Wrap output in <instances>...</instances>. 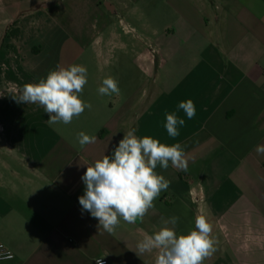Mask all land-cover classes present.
I'll list each match as a JSON object with an SVG mask.
<instances>
[{"label":"crops","instance_id":"crops-1","mask_svg":"<svg viewBox=\"0 0 264 264\" xmlns=\"http://www.w3.org/2000/svg\"><path fill=\"white\" fill-rule=\"evenodd\" d=\"M70 65L87 68L85 108L49 124L38 104L17 103L26 83ZM119 95H102L105 78ZM138 82V83H137ZM196 109L188 119L181 102ZM184 119L170 137L166 115ZM136 129L180 143L187 171L143 220L111 234L81 210L88 166ZM95 136L83 147L78 133ZM264 0H0V264H155L136 245L171 217L177 235L204 216L215 251L203 264H264ZM168 227H173L171 224ZM251 259V260H250Z\"/></svg>","mask_w":264,"mask_h":264},{"label":"clouds","instance_id":"clouds-1","mask_svg":"<svg viewBox=\"0 0 264 264\" xmlns=\"http://www.w3.org/2000/svg\"><path fill=\"white\" fill-rule=\"evenodd\" d=\"M86 83L87 68L70 65L50 71L38 83L24 84L13 98L17 103L43 106L49 115V124H69L85 108L92 107L80 98ZM102 83L103 86L98 89L100 94L119 95L118 82L114 78H105ZM179 108L184 110L188 119L196 114L191 100L181 102ZM178 124L183 126L184 119H178L174 114L166 115L165 128L170 137L179 135ZM135 132L134 128L127 130L111 156L104 155L95 161L81 177L85 185L84 194L78 198L81 210L89 212L98 220L99 230L109 234L115 231L121 218L127 223H135L138 219L142 221L161 191L168 189L170 181L155 171L158 164L167 169L171 161L176 168L188 169L180 143L168 146L149 136L138 138ZM77 138L82 147L96 141L95 136L84 132L78 133ZM257 151L264 153V147H258ZM178 219L173 216L164 222L165 227L152 235L145 234L136 245L137 255L156 250L155 264H203L204 259L215 251L212 225L204 216H198L195 230L178 236L174 228ZM168 224L173 227H168ZM0 258L13 257L7 253L0 254ZM96 264H103V257L97 259Z\"/></svg>","mask_w":264,"mask_h":264},{"label":"built area","instance_id":"built-area-1","mask_svg":"<svg viewBox=\"0 0 264 264\" xmlns=\"http://www.w3.org/2000/svg\"><path fill=\"white\" fill-rule=\"evenodd\" d=\"M0 245H3L2 248H0V254H7V253H11L12 255V259H3V258H0V263L2 262H8V261H12V260H15V254L13 253V251L11 249H9L4 243H2L0 241ZM103 264H106V261L104 260L103 261Z\"/></svg>","mask_w":264,"mask_h":264},{"label":"rangeland","instance_id":"rangeland-1","mask_svg":"<svg viewBox=\"0 0 264 264\" xmlns=\"http://www.w3.org/2000/svg\"><path fill=\"white\" fill-rule=\"evenodd\" d=\"M138 83V82H137ZM251 260V259H250Z\"/></svg>","mask_w":264,"mask_h":264}]
</instances>
